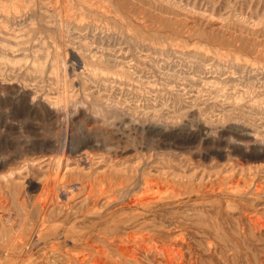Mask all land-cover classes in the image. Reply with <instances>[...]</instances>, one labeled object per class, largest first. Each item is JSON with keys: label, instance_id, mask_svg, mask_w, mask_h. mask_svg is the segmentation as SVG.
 Here are the masks:
<instances>
[{"label": "rangeland", "instance_id": "rangeland-1", "mask_svg": "<svg viewBox=\"0 0 264 264\" xmlns=\"http://www.w3.org/2000/svg\"><path fill=\"white\" fill-rule=\"evenodd\" d=\"M162 193L199 264H264V0H0V264H88Z\"/></svg>", "mask_w": 264, "mask_h": 264}, {"label": "bare ground", "instance_id": "bare-ground-1", "mask_svg": "<svg viewBox=\"0 0 264 264\" xmlns=\"http://www.w3.org/2000/svg\"><path fill=\"white\" fill-rule=\"evenodd\" d=\"M56 176H57V172H56ZM55 179H56V177H55ZM154 181H156V180H154ZM67 188H68V186H67ZM154 189H155V187H154ZM51 191H52L51 193H53V190H51ZM54 192H56V191L54 190ZM66 192H68V191L66 190ZM56 194H58V193H55L54 196H56ZM143 194H145V193H143ZM106 196H108V195L106 194ZM50 197H51V195H50ZM166 197H167V195L162 193V194H159L157 196L155 195V196L148 198V199H141V200H138V201L131 203L130 204L131 207H133V206L139 207V208H141V211L132 212L130 215L125 216L123 218L122 224H127V223L133 222V221L141 218L140 221L135 223V227L137 229L136 230H134V229L128 230V231L126 230V231H123L124 233H122V234H111L108 236H103L104 245L96 248L93 251V253L90 252L91 254H93V257H92V260L88 264H199V260L202 258L203 254H202V252H200L201 251L200 248H196L192 244V241L190 240V239H192L191 233H188L186 226H185L187 224L183 223L182 221L177 220V219H175L174 221H172L170 219H168V221H167L166 219H162V218H160L159 221H156V219H155L156 212L154 211V207H156V206L158 207V205L161 206L165 203H168L167 200H164V198H166ZM142 198H144V197L142 196ZM137 199L138 198H136L134 200H137ZM105 203H109V201L106 199ZM44 207H46V206H44ZM147 215H152V217L148 218ZM208 216H210V215H208ZM208 216H207V218H208ZM43 217H44V215H43ZM146 217L148 219H146ZM254 217H253V219H254ZM210 220H211V218H210ZM184 221H187V220H184ZM165 222H167V224H165ZM169 224L172 226H169ZM215 233H217V232H215ZM207 234H208L207 235V238H208L207 250L210 252L209 254L211 256H210V259L206 262V264H216L215 261L212 260L213 253L211 250L217 248L221 252L222 247L217 242H213L212 240H210L209 232H207ZM227 236H229V235H227ZM138 254L144 255L146 258H149L150 261H148V262L142 261L143 259L141 260L140 259L141 257L138 258V256H139ZM88 257L89 256L87 254H82L79 257L75 256L74 261H77L78 264H82L84 261H87ZM231 258H232V256H231ZM220 259H221V257H220Z\"/></svg>", "mask_w": 264, "mask_h": 264}]
</instances>
